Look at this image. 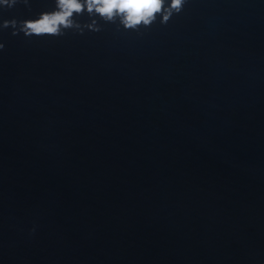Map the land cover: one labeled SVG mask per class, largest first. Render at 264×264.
I'll return each mask as SVG.
<instances>
[{
    "label": "water",
    "instance_id": "95a60500",
    "mask_svg": "<svg viewBox=\"0 0 264 264\" xmlns=\"http://www.w3.org/2000/svg\"><path fill=\"white\" fill-rule=\"evenodd\" d=\"M54 8L0 6V264H264V0L19 31Z\"/></svg>",
    "mask_w": 264,
    "mask_h": 264
},
{
    "label": "clouds",
    "instance_id": "9594fccd",
    "mask_svg": "<svg viewBox=\"0 0 264 264\" xmlns=\"http://www.w3.org/2000/svg\"><path fill=\"white\" fill-rule=\"evenodd\" d=\"M18 0H0V6L13 7ZM27 6L29 0H23ZM186 0H55V8L50 12L40 13L34 20L23 21L19 31L26 37L62 36L66 30L82 31V26L75 19L85 11L89 17H99L106 23L119 20L125 30L147 28L161 17V23H167L174 14H179ZM4 28H17L15 20L5 21ZM89 30L99 31L97 21L85 25ZM17 32L14 31L13 35ZM3 49V44H0Z\"/></svg>",
    "mask_w": 264,
    "mask_h": 264
}]
</instances>
